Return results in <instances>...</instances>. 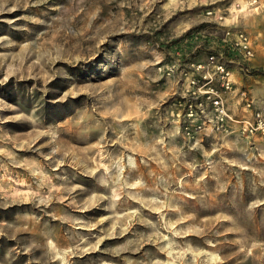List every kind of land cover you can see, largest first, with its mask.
<instances>
[{"label":"rangeland","instance_id":"rangeland-1","mask_svg":"<svg viewBox=\"0 0 264 264\" xmlns=\"http://www.w3.org/2000/svg\"><path fill=\"white\" fill-rule=\"evenodd\" d=\"M226 28L251 118L264 0H0V264H264V135L183 116L176 44Z\"/></svg>","mask_w":264,"mask_h":264},{"label":"built area","instance_id":"built-area-1","mask_svg":"<svg viewBox=\"0 0 264 264\" xmlns=\"http://www.w3.org/2000/svg\"><path fill=\"white\" fill-rule=\"evenodd\" d=\"M200 35L204 34L191 32L176 44L179 54L187 55L183 95L186 126L206 135L231 133L235 127L245 136L264 135V108L254 107L245 90L238 95L243 106L252 110L251 118H236L229 102V93L235 91V69L247 68L255 56L248 33L226 28L222 36L212 34V39Z\"/></svg>","mask_w":264,"mask_h":264}]
</instances>
